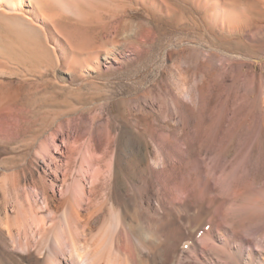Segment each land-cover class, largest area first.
Masks as SVG:
<instances>
[{
  "label": "bare ground",
  "instance_id": "1",
  "mask_svg": "<svg viewBox=\"0 0 264 264\" xmlns=\"http://www.w3.org/2000/svg\"><path fill=\"white\" fill-rule=\"evenodd\" d=\"M74 4L68 0H0V26L42 33L57 65L70 70L88 66L99 73L94 63L103 60L109 69L122 64L131 43L141 47L144 36L216 38L264 25V0H98L89 3L88 10ZM141 7L149 12L150 22L132 18ZM68 15L77 19L71 21ZM96 35L105 40L102 45ZM183 37L180 44L170 46L168 58L188 53L186 59L201 60L203 67L220 59L215 52L203 56L198 48L185 45L202 44ZM3 63L0 58V68H7ZM9 75L18 73L10 70ZM34 87L15 88L0 82V264H224L223 259H228L227 264H252L253 260L264 264L261 252L229 224V215L219 220L210 203L191 194L197 180L193 173L183 172L186 175L174 184L175 179L166 176L157 189L151 161L156 168L161 161L152 157L147 143L146 162L140 158L126 161L120 148L118 152L110 146L99 150L96 144L87 145L85 163L76 169L80 142L62 137L61 146L55 142L61 133L28 128L29 116L4 92L7 88L16 95ZM174 166L182 171L187 168L178 161ZM162 169L167 173L169 168ZM106 172L110 181L105 185ZM168 187L169 206L163 192ZM151 194L158 198L157 206L151 204ZM201 219L221 228L200 236ZM228 253L235 256L230 259Z\"/></svg>",
  "mask_w": 264,
  "mask_h": 264
},
{
  "label": "rangeland",
  "instance_id": "2",
  "mask_svg": "<svg viewBox=\"0 0 264 264\" xmlns=\"http://www.w3.org/2000/svg\"><path fill=\"white\" fill-rule=\"evenodd\" d=\"M68 1L83 10L89 9V3L98 2ZM149 15L141 7L132 18L147 23L151 21ZM68 18L77 19L74 15ZM36 34L0 26V58L7 66L0 71L9 70L0 73V82L15 88L35 86L16 95L4 89L5 95L15 98L22 113L29 116L28 128L61 133L55 139L61 146L62 137L71 142L78 140L77 147L82 150L76 169L85 163L87 145L96 144L99 150L106 146L118 152L121 149L126 161L140 158L146 162L147 143L152 157L161 161L158 169L151 161L157 189L166 176H172L174 184L182 180L184 173H193L197 180L191 187L194 190L190 188L191 194L210 203L219 220L229 215V224L235 225L264 260V25L216 38L199 39L193 34L186 39L168 34L160 40L157 33L144 36L141 47L131 43L122 55V64L109 69L103 60L94 63L99 73L88 66L70 70L57 65L54 55L46 49L45 36ZM102 36L107 35L103 32ZM182 37L202 44L204 47L185 45L198 48L203 56L215 52L220 59L203 67L201 60L186 59L188 53L168 58L170 46L180 44ZM97 38L99 45L105 42ZM10 70L18 75L10 76ZM177 161L188 170L174 166ZM162 168L169 169L165 173ZM106 173L105 185L110 181V173ZM163 192L169 206V187ZM149 198L153 206L158 205L156 196L151 194ZM256 202L257 208L253 207ZM207 221H199L200 236L221 228ZM217 249L226 252L221 247ZM242 254L246 257V250ZM228 255L230 259L235 256ZM227 261L222 260L224 264Z\"/></svg>",
  "mask_w": 264,
  "mask_h": 264
}]
</instances>
